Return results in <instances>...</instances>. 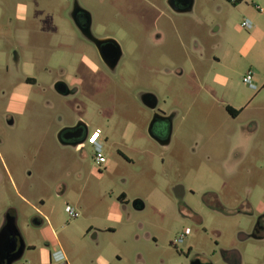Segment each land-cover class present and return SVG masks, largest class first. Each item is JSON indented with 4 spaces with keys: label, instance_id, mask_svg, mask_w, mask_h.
Returning <instances> with one entry per match:
<instances>
[{
    "label": "rangeland",
    "instance_id": "1",
    "mask_svg": "<svg viewBox=\"0 0 264 264\" xmlns=\"http://www.w3.org/2000/svg\"><path fill=\"white\" fill-rule=\"evenodd\" d=\"M76 2L102 26L99 34L111 33L123 47L115 69L79 65L82 54L97 55L75 29ZM195 4L192 14L164 25L139 0H0V224L2 213L15 210L35 247L14 264H50L49 252L60 247L70 264H191L183 254L190 246L215 264H225L222 252L231 248L241 264H264V237L250 236L264 214V155L249 153L237 170L229 162L240 123L257 120L254 144L264 147V85L255 81V72L264 80V12L254 7L264 9V0ZM243 19L255 27H243ZM60 67L68 81L80 79L77 95L49 87ZM249 69L257 89L243 82ZM26 76L36 83H23ZM140 90L152 91L157 110L171 115L169 144L149 136L152 112L134 101ZM27 91L23 105L19 95ZM224 96L235 107L242 96L250 101L238 119ZM78 115L90 121L89 134L100 129L106 137L102 170L89 142L78 151L58 141L59 127ZM38 215L44 227L34 226Z\"/></svg>",
    "mask_w": 264,
    "mask_h": 264
},
{
    "label": "flooded vegetation",
    "instance_id": "2",
    "mask_svg": "<svg viewBox=\"0 0 264 264\" xmlns=\"http://www.w3.org/2000/svg\"><path fill=\"white\" fill-rule=\"evenodd\" d=\"M139 1L143 3V5L146 6L147 8L153 10L154 13L156 14L154 24H157V22L155 21H158V19L165 18L167 22H164V25L170 24L173 21L174 17L176 16L178 17L189 16L190 14L193 13L194 7L196 5L195 4L196 0H139ZM82 8L86 12H84L83 10L78 11L75 15L76 21H73V23L75 25V29H77L80 32V35L93 45L97 56L82 54L80 56L79 65L83 69L89 70L90 72L93 73L94 72L97 73L101 69V67H104L107 71L115 69L118 63L125 55V51L123 47L120 45V43H118V40L113 35H111V33L106 32L104 34H99L97 29L102 28V26L95 27L92 13L86 8L84 7ZM161 31L162 29L160 30L159 27H156L157 33L155 34V37L161 38ZM94 39H99L103 41L100 42L99 44H96ZM194 48L196 50L200 49L198 45H195ZM100 54H103L105 61L101 58ZM14 65L15 67L17 65L16 58L14 59ZM78 66L75 67L76 71L79 69ZM16 69L18 72L17 67ZM177 74H181V71L180 72L177 71ZM65 76H66V70L60 67L58 76L52 80L49 87L62 96L77 95L80 92L77 84L79 83L80 79L74 77L71 79V81H68L67 77ZM22 81H24L23 83L25 84L28 83L30 84L31 82L36 83V81L33 78L27 76L24 77ZM60 83H64L66 85V88L64 89L63 93H60L56 89V87H58ZM28 95H29L28 91L19 95V100L21 104L25 105L29 101ZM134 101L139 102L144 108L152 112V117L150 121L146 123L149 136L161 145L169 144L171 140L170 133L172 128L171 126L172 118L168 117L171 115H167L166 113L157 110L158 99L156 98L155 94L150 90H146V91L140 90V92L136 93ZM154 114H157L159 116L155 118V120H153ZM6 120L8 124L13 123V119L11 117L8 118V116H6ZM89 122L90 121L87 120L85 117L78 115L69 124L61 125L57 131L59 132L63 128V130L60 133V136H62V138L64 137V140L63 143L61 142L60 143L63 145L71 146L75 150L83 151L84 148L86 147V143L89 142V137L91 136V134H89L90 132ZM101 135H102V131L100 130V136ZM181 188L182 187L180 186L175 187V193L177 195L182 194ZM123 201L124 199L120 200L121 203ZM74 213L76 214V216L78 215L76 211H74ZM193 215L197 217L195 213H193ZM10 216H13L15 218L14 223L16 224V212L13 209H9L5 213H2L0 232L2 228L7 224V219ZM198 220L199 218H197V221ZM44 223H45L44 217L40 215L35 217L33 220L34 226L38 228L44 227ZM17 230L19 232V234L17 235H14L13 232H6L4 234H0V264H8V263L14 264L23 258L27 250H35L34 245L26 243L18 227ZM88 232L90 233L92 232V230ZM189 234L190 231L188 229V233L185 236V238L182 240V242H179L178 241L179 237H177L174 241V245L177 246L178 244L184 243L186 237ZM97 236L98 235L96 232L92 234V237L95 239L97 238ZM250 236L254 238L264 237V214H261L257 219V222ZM43 242L45 246L49 245L48 240L45 239V241ZM192 249H193L192 246H190L187 252L183 253L185 255L184 257L188 258L191 264H215L212 260L204 256L203 254L192 252ZM56 250L57 249H54L52 252H49L50 264H56L51 259L52 253ZM65 257L67 258L68 264H70L67 254L65 255ZM222 259L225 264H241L240 254L234 248L225 249L222 252Z\"/></svg>",
    "mask_w": 264,
    "mask_h": 264
},
{
    "label": "crops",
    "instance_id": "3",
    "mask_svg": "<svg viewBox=\"0 0 264 264\" xmlns=\"http://www.w3.org/2000/svg\"><path fill=\"white\" fill-rule=\"evenodd\" d=\"M252 15H253V17H256L258 14L253 13ZM252 27H255V24L253 22H252ZM256 40L257 39H255V38L251 39V41L253 43H255ZM19 63H20V59H19V57H17L16 67L18 68V72L19 71L23 72V70L18 67ZM24 64L26 65L27 63H24ZM255 81H256V84H259V86L264 85L263 77L259 72H255ZM18 88H20V87H18ZM223 98L226 102V103H224L226 110H227V107H230L231 109L236 111V114L234 116H232L227 111L229 113V115L233 118V120L238 119L241 116V114L243 113V111H245L246 107L249 105V102H250L246 97L242 96V100H243L242 103L239 106L235 107L232 105V101L236 100L235 98H233V97L230 98L227 96L226 97L224 96ZM260 130H261L260 124L257 122V120H254V119H250L246 122L239 124L238 131L236 133L237 136H235L236 142L233 144V146L230 150L231 154H229L230 155L229 156V162L235 170H237L239 165L241 166L244 159L246 158V156L249 155V153L256 151L257 153L259 152V153H262L264 155V147L262 145L254 144V140L256 139V136L259 135ZM102 137H103L102 135L101 136L99 135L100 141L106 140V138H102ZM261 165L264 166V162ZM53 236L56 239V235L54 232H53ZM57 250H61V252L64 255H66L65 251L61 247L57 248Z\"/></svg>",
    "mask_w": 264,
    "mask_h": 264
},
{
    "label": "built area",
    "instance_id": "4",
    "mask_svg": "<svg viewBox=\"0 0 264 264\" xmlns=\"http://www.w3.org/2000/svg\"><path fill=\"white\" fill-rule=\"evenodd\" d=\"M255 9L258 12H264V9L259 6L255 5ZM241 25L246 28L252 27V22L249 19H243ZM254 80V72L252 70H247L246 74L243 77V82L246 83L250 88L257 89V85L253 82ZM100 130L94 131L91 136L89 137V143L93 147V160L95 165L97 166V170H102L106 163V157L103 153V145L102 142L99 140ZM66 210L69 214L76 216L73 209L69 206L66 207ZM188 233V229L186 228L179 236L178 241L182 242L185 236ZM51 259L56 264H68L67 258L61 252V250H56L52 253Z\"/></svg>",
    "mask_w": 264,
    "mask_h": 264
},
{
    "label": "water",
    "instance_id": "5",
    "mask_svg": "<svg viewBox=\"0 0 264 264\" xmlns=\"http://www.w3.org/2000/svg\"><path fill=\"white\" fill-rule=\"evenodd\" d=\"M83 10L84 12H86L77 2L73 5V9L70 12V16L72 18L73 21L75 20V15L78 11ZM94 41L96 42V44H99L100 42H102L103 40H99V39H94ZM101 58L105 61V58L103 57V54H100ZM115 63V62H114ZM66 88V85L64 83H60L58 87H56V89L60 92L63 93L64 89ZM73 91V90H72ZM159 117L157 114H154L153 116V120H155V118ZM171 118V116H168ZM63 130V128L58 132L57 134V138L58 141L63 143L64 137L62 138V136H60L61 131ZM135 208H143V203L140 200H135L133 203ZM15 222V218L13 216L8 217L7 219V224L2 228L0 234H4L6 232H13L14 235L19 234L16 224ZM10 264V263H8Z\"/></svg>",
    "mask_w": 264,
    "mask_h": 264
},
{
    "label": "trees",
    "instance_id": "6",
    "mask_svg": "<svg viewBox=\"0 0 264 264\" xmlns=\"http://www.w3.org/2000/svg\"><path fill=\"white\" fill-rule=\"evenodd\" d=\"M227 110H228V112L231 114V115H235L236 114V111H234L233 109H231L230 107H227ZM124 196H125V194H121L119 197H118V199L119 200H122L123 198H124Z\"/></svg>",
    "mask_w": 264,
    "mask_h": 264
}]
</instances>
